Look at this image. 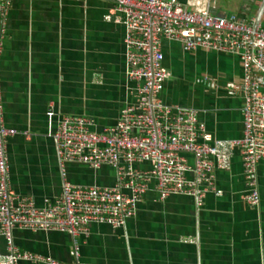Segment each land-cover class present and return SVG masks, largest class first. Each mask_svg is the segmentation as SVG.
<instances>
[{
	"label": "crops",
	"instance_id": "1",
	"mask_svg": "<svg viewBox=\"0 0 264 264\" xmlns=\"http://www.w3.org/2000/svg\"><path fill=\"white\" fill-rule=\"evenodd\" d=\"M190 8L251 20L263 0H178ZM109 0H12L0 29V105L4 122L17 133L6 141L8 180L14 192L37 206L61 192L62 179L53 132L62 115H85L101 130L114 124L125 102L135 97L125 74L124 27L104 15ZM259 23L264 27V7ZM1 27V22H0ZM170 76L160 92L170 105L195 108L215 139L240 135L242 76L239 58L177 41L161 42ZM51 104V107H50ZM149 169V163L137 165ZM66 178L77 185L109 186L112 166L94 169L65 162ZM214 186L198 203L194 196L160 199L151 181L123 227L91 223L77 237L79 260L106 264H264V158L257 165L260 203L243 199L241 155L229 169H215ZM21 250L73 259V240L62 231L14 228ZM6 241L0 234V254ZM17 264H43L20 260Z\"/></svg>",
	"mask_w": 264,
	"mask_h": 264
},
{
	"label": "built area",
	"instance_id": "2",
	"mask_svg": "<svg viewBox=\"0 0 264 264\" xmlns=\"http://www.w3.org/2000/svg\"><path fill=\"white\" fill-rule=\"evenodd\" d=\"M104 15L124 27L127 81L135 100L125 102L114 124L101 130L85 115H62L52 136L62 179L61 192L37 206L33 197L20 196L8 180L6 141L27 130L4 122L0 105V234L6 252L0 264L20 260L43 264H106L79 260L77 237H88L91 223L123 227L134 216L142 195L155 181L160 199L172 194L192 195L199 203L214 186L215 169H229L231 158L241 155L247 205L260 203L257 165L264 158V27L255 18L213 14L208 8H190L178 0H109ZM12 0H0L1 31ZM163 39L187 49L201 47L236 55L242 76L235 85L240 93L242 129L239 136L215 139L195 108L165 103L160 92L170 76L163 65ZM0 39V64H1ZM51 107V104H50ZM79 162L94 169H115L112 185H77L67 180L64 163ZM149 163V169L138 168ZM54 230L71 235L73 259L61 262L49 255L21 250L13 229Z\"/></svg>",
	"mask_w": 264,
	"mask_h": 264
},
{
	"label": "water",
	"instance_id": "3",
	"mask_svg": "<svg viewBox=\"0 0 264 264\" xmlns=\"http://www.w3.org/2000/svg\"><path fill=\"white\" fill-rule=\"evenodd\" d=\"M263 7H264V0H263L262 4H261V6H260L259 13H258V14L256 15V17H255V24H256V23L258 22V20H259L260 13H261Z\"/></svg>",
	"mask_w": 264,
	"mask_h": 264
}]
</instances>
